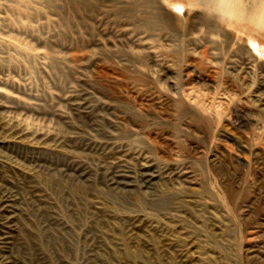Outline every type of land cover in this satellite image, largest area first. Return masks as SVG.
I'll use <instances>...</instances> for the list:
<instances>
[{"label": "rangeland", "instance_id": "374dc122", "mask_svg": "<svg viewBox=\"0 0 264 264\" xmlns=\"http://www.w3.org/2000/svg\"><path fill=\"white\" fill-rule=\"evenodd\" d=\"M146 1L0 0V264H264V33Z\"/></svg>", "mask_w": 264, "mask_h": 264}, {"label": "clouds", "instance_id": "9594fccd", "mask_svg": "<svg viewBox=\"0 0 264 264\" xmlns=\"http://www.w3.org/2000/svg\"><path fill=\"white\" fill-rule=\"evenodd\" d=\"M201 10L224 25H244L264 33V0H204Z\"/></svg>", "mask_w": 264, "mask_h": 264}, {"label": "bare ground", "instance_id": "6f19581e", "mask_svg": "<svg viewBox=\"0 0 264 264\" xmlns=\"http://www.w3.org/2000/svg\"><path fill=\"white\" fill-rule=\"evenodd\" d=\"M146 2H149V0H147ZM204 2V1H203ZM202 2V3H203ZM147 4V3H146ZM149 4V3H148ZM151 4V3H150ZM144 6H145V4H143ZM147 6V5H146ZM152 6V5H151ZM177 9H183V6L181 5V4H176V5H174ZM153 8H151V9H154V10H156L157 8H158V6H156V5H154V6H152ZM162 7H161V11H159V8H158V11H154V14H153V12H151V14H152V16H153V18L151 17V20H153L154 19V21L152 22L153 24H154V26L156 25V26H166L167 24H169V21H168V19H167V17H166V15H165V13H164V11H162ZM167 13V12H166ZM168 15H170V14H168ZM208 15V14H207ZM210 16V15H209ZM170 17V16H169ZM210 17H212V16H210ZM209 17V18H210ZM149 20V19H148ZM148 20L147 21H144V25H146V26H149V22H148ZM151 23V22H150ZM151 26H153V25H151ZM249 44H251V46H253V47H257V49H259L260 47H259V44L255 41V40H253V39H249ZM243 49H246V48H244L243 47ZM246 51L249 53V54H251L250 53V50H248V48L246 49ZM259 51V50H258ZM263 55H264V53H262ZM251 57H252V54H251Z\"/></svg>", "mask_w": 264, "mask_h": 264}, {"label": "snow or ice", "instance_id": "6c2138e0", "mask_svg": "<svg viewBox=\"0 0 264 264\" xmlns=\"http://www.w3.org/2000/svg\"><path fill=\"white\" fill-rule=\"evenodd\" d=\"M177 11H183V9H177Z\"/></svg>", "mask_w": 264, "mask_h": 264}]
</instances>
